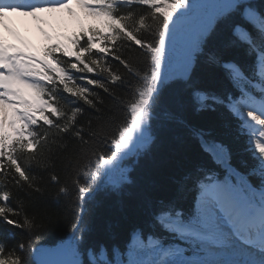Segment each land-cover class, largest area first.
Returning a JSON list of instances; mask_svg holds the SVG:
<instances>
[{
	"label": "snow or ice",
	"instance_id": "snow-or-ice-1",
	"mask_svg": "<svg viewBox=\"0 0 264 264\" xmlns=\"http://www.w3.org/2000/svg\"><path fill=\"white\" fill-rule=\"evenodd\" d=\"M72 3L0 0V26L9 13L37 17L71 11ZM75 3L101 26L71 37L70 47L56 42L36 54L0 36V264H116V246L111 254L107 245L86 246L84 215L98 194L123 193L132 183L131 163L170 126L189 128L224 174L197 169L177 181V193L194 189L188 207L177 198L151 207L150 227L162 235L133 230L151 237L159 252L148 264H264V0ZM219 31L226 34L223 48L207 51ZM235 50L249 63L233 58ZM201 57L221 74V89L194 79ZM176 86L196 112L224 109L251 165L235 168L224 144L191 128L167 97ZM53 188L70 219L66 236L49 248L40 241L48 219L43 200ZM14 230L20 236L9 244ZM127 251L120 250L121 264H129ZM212 252L230 258H173Z\"/></svg>",
	"mask_w": 264,
	"mask_h": 264
},
{
	"label": "trees",
	"instance_id": "trees-1",
	"mask_svg": "<svg viewBox=\"0 0 264 264\" xmlns=\"http://www.w3.org/2000/svg\"><path fill=\"white\" fill-rule=\"evenodd\" d=\"M256 3L261 5V0H256ZM81 26L76 31H72L67 25L61 27L57 42L70 47L68 42L71 37L94 27L85 26L83 22ZM225 42V32L219 31L210 39L207 51H218L223 48ZM230 55L242 64L249 63L242 50H235ZM76 75L82 74L76 73ZM87 75L91 77L94 74ZM194 79L204 87L217 90L224 84L219 71L208 67L203 57L194 69ZM167 97L171 106L176 108L191 128L203 130L208 140L220 142L230 150L232 166L242 169L245 161L251 165V157L245 151V139L237 135L235 122L223 108H218L215 112H196L187 103L186 91L179 86L169 89ZM106 130H111V127ZM130 167L132 183L123 193L120 195L100 193L88 206L84 215L87 228L86 246L95 248L101 244L107 245L110 254L116 246V255L117 252L121 254L120 250L129 249L132 236L136 233L133 230H140L144 234L156 232L157 235H162L158 228L150 227L151 207L158 201H168L173 198H177L184 207H188L193 201L194 189L189 186L177 193V181L197 169L204 172L211 170L212 175L221 178L224 174L222 166L216 164L210 154L202 150L199 140L192 136L189 128L175 126L160 130L151 152L138 161H133ZM49 192L50 194L43 200V214L48 219L45 221L40 243L51 248L66 236L70 214L66 213L63 200L57 202L53 198L55 189H49ZM14 231L16 237L9 239V244L14 243L20 236L19 230ZM186 243L190 242L186 241ZM168 245L182 247L179 244ZM184 251L186 252L187 249Z\"/></svg>",
	"mask_w": 264,
	"mask_h": 264
},
{
	"label": "rangeland",
	"instance_id": "rangeland-1",
	"mask_svg": "<svg viewBox=\"0 0 264 264\" xmlns=\"http://www.w3.org/2000/svg\"><path fill=\"white\" fill-rule=\"evenodd\" d=\"M69 9H59L55 11H43L38 13L37 17L25 16L18 13H9L5 24L0 26V36L3 37L7 44L23 48L25 51L42 54L44 47L56 43L60 28L68 26L72 31L79 30L82 22L85 26L100 27L101 21L95 17L86 14L75 0ZM152 238L143 239L139 233H135L132 242L125 256L129 264L133 260L148 264V261H158L159 252L151 248ZM190 242L191 241H187ZM55 246V245H54ZM53 246V247H54ZM169 249L181 248L177 245L167 246ZM178 260H222L229 259L223 252H212L207 256L199 255L188 257L186 255L174 256ZM116 264H121V254L115 255Z\"/></svg>",
	"mask_w": 264,
	"mask_h": 264
}]
</instances>
